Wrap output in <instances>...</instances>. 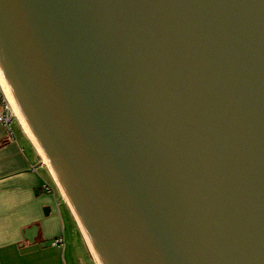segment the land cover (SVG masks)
I'll return each instance as SVG.
<instances>
[{
  "label": "water",
  "instance_id": "1",
  "mask_svg": "<svg viewBox=\"0 0 264 264\" xmlns=\"http://www.w3.org/2000/svg\"><path fill=\"white\" fill-rule=\"evenodd\" d=\"M0 85L98 264H264V0H0Z\"/></svg>",
  "mask_w": 264,
  "mask_h": 264
},
{
  "label": "crops",
  "instance_id": "2",
  "mask_svg": "<svg viewBox=\"0 0 264 264\" xmlns=\"http://www.w3.org/2000/svg\"><path fill=\"white\" fill-rule=\"evenodd\" d=\"M16 124L12 136L0 125V264H98L48 166Z\"/></svg>",
  "mask_w": 264,
  "mask_h": 264
},
{
  "label": "built area",
  "instance_id": "3",
  "mask_svg": "<svg viewBox=\"0 0 264 264\" xmlns=\"http://www.w3.org/2000/svg\"><path fill=\"white\" fill-rule=\"evenodd\" d=\"M0 101H1V106H2V112L0 113V125L5 129V131L8 133V135L12 136L11 132V125L15 119L13 109L6 98L5 94L3 93V90L0 86ZM60 240H56V244L61 243Z\"/></svg>",
  "mask_w": 264,
  "mask_h": 264
},
{
  "label": "rangeland",
  "instance_id": "4",
  "mask_svg": "<svg viewBox=\"0 0 264 264\" xmlns=\"http://www.w3.org/2000/svg\"><path fill=\"white\" fill-rule=\"evenodd\" d=\"M15 111H13V113H14ZM16 113H14V116H15V119L16 120H14L13 121V124H12V127H11V129L12 130H15V131H18V126H17V124H16V122H18V124L21 126V124L19 123V121H18V119H17V117H16V115H15ZM21 128H22V126H21ZM23 129V128H22ZM44 161V160H43ZM45 162V161H44ZM46 164V163H45ZM47 165V164H46ZM54 178V177H53ZM54 181H55V179H54ZM55 183H56V181H55ZM56 185H57V183H56ZM58 186V185H57ZM59 188V187H58ZM60 190V189H59ZM63 195V194H62ZM63 198H64V196H63ZM64 200H65V198H64ZM66 201V200H65ZM67 202V201H66Z\"/></svg>",
  "mask_w": 264,
  "mask_h": 264
},
{
  "label": "bare ground",
  "instance_id": "5",
  "mask_svg": "<svg viewBox=\"0 0 264 264\" xmlns=\"http://www.w3.org/2000/svg\"><path fill=\"white\" fill-rule=\"evenodd\" d=\"M1 86V85H0ZM2 88V87H1ZM3 90V89H2ZM4 93V92H3ZM11 105V104H10ZM12 107V106H11ZM13 109V108H12ZM14 111V110H13ZM15 113V112H14ZM16 115V114H15ZM16 117H17V115H16ZM17 119H18V117H17ZM18 121H19V119H18ZM19 123L21 124V122L19 121ZM21 126H22V124H21ZM22 128H23V126H22ZM24 129V128H23ZM25 131V130H24Z\"/></svg>",
  "mask_w": 264,
  "mask_h": 264
}]
</instances>
